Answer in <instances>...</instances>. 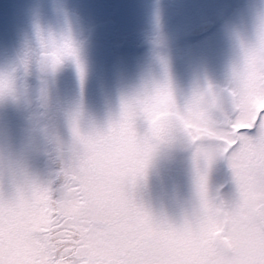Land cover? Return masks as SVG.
<instances>
[{"label":"rangeland","instance_id":"1","mask_svg":"<svg viewBox=\"0 0 264 264\" xmlns=\"http://www.w3.org/2000/svg\"><path fill=\"white\" fill-rule=\"evenodd\" d=\"M19 1L0 0V237L23 235L26 229L44 223L40 210L44 197L43 173L39 166L44 156L41 143H45L48 136L49 142L55 146L54 163L63 166L64 173L70 177L68 185L61 187L58 193L60 210H63L69 227L81 231L74 235L89 241L91 255L100 264L249 262L246 257L253 243L247 242L246 236L252 233V229L243 236L245 229L241 219L243 216L251 220V213L241 211L236 216H225L230 189L217 193L226 180L216 155L222 147L202 148L192 145V140L195 136H225L222 123L217 126L215 120H210L208 110L201 109L196 103L197 97L205 92L204 79L215 78L220 92L231 83L230 88L240 94L238 106L231 102L226 92L218 101L220 109L233 116L237 126L251 127L254 97L262 96L261 103L264 102V24H258L260 28L254 27L264 22V18L258 17L264 14V0H240V4L237 0H202L199 6L195 2L199 0H181L185 5L173 2L168 6L170 15L165 23L173 29L171 34L164 32L161 36H154L151 24L144 23L135 31L137 34L132 35L138 44L154 41L170 49L168 56L157 53L152 59L147 55L138 57L136 83L143 78L144 81H152L151 71L156 79L165 78L174 106H169L168 102L154 104L153 131L149 132V125L146 126L150 133L151 156L135 196L157 218L177 224L185 219L190 222L186 234L172 237L140 230L133 219L125 215L120 200L127 191L134 162L130 156L114 153L110 147L99 148L100 133L118 114L124 99L115 96L112 104L106 102L110 104L108 106L104 102L88 101L87 86L79 84L70 75L52 81L39 80L30 88L22 86L19 78L13 79L1 28L7 24L14 33L17 32L18 13L20 10L26 13ZM207 18L221 19L218 30L200 43L187 41L184 34L194 20ZM211 44L215 49L213 52L207 48ZM85 59L79 50V56L72 65L74 74L84 68L82 63ZM193 80H197L198 86L191 85ZM34 96L41 114L32 115L30 119L22 117L23 110L33 104ZM206 99V103L211 104L210 95L207 94ZM132 101L137 102L133 104L136 109L140 107L138 102L145 100L136 98ZM146 104L143 108L150 111V105ZM37 118L46 123L47 134L44 129L37 128ZM166 131L171 134H166ZM244 136L243 150L240 149L239 153L244 155L246 152L249 159L260 160L259 154L264 152V146L262 143L252 144L250 137ZM150 137L158 143H152ZM158 144L177 153L183 151L185 156L173 159L166 154L169 150L164 152ZM232 166L231 176L234 178L235 172L243 171V168L239 162L232 161ZM77 183L81 186H76ZM69 186L75 189V195ZM232 191L234 193V186ZM205 201L212 206L207 216ZM257 210L259 212V206ZM224 216L232 221L226 236L234 239V247L236 245L235 249L240 252L234 258L217 252L201 232L202 220L218 218L219 228H223ZM246 245L249 246L247 250ZM259 247L257 244V248L252 250L262 253Z\"/></svg>","mask_w":264,"mask_h":264},{"label":"flooded vegetation","instance_id":"2","mask_svg":"<svg viewBox=\"0 0 264 264\" xmlns=\"http://www.w3.org/2000/svg\"><path fill=\"white\" fill-rule=\"evenodd\" d=\"M200 1L202 0L195 1L198 3L197 6L200 5ZM19 2L20 5H23L26 13L22 10L18 13V15L20 14V22H18L17 32L14 33L7 24H4L1 29L6 59L12 67L13 74L24 80V85H33L43 79L52 81L70 75L79 84L87 86L85 93L88 101L104 102V105L108 106L112 104L115 96L121 97L125 101H132L136 98L146 101L158 84L166 82L165 78L156 79L155 73L151 71L152 81H144L143 78L139 80L138 84L136 83L139 66L138 57L147 55L146 57L152 59L157 53L168 56L170 49L154 41H144L138 44L135 39L133 40L132 35L137 34L135 31L142 27L144 23L151 24L152 35L154 36H161L164 32L171 34L173 29L170 25L165 24L170 15L168 6L173 2L185 5L181 0H20ZM237 3L242 2L237 0ZM258 17L264 18V14H259ZM156 21L157 23L152 25ZM205 21L214 22V30L205 37L191 39L190 41L200 43L211 37L219 27V20L212 18L194 20V24L185 31L184 36L186 37L193 28ZM252 21L256 23V21ZM258 24L263 25L264 22H259L254 27L260 28L261 26H257ZM207 48L209 52L215 50L212 48V44L208 45ZM79 50L86 59L82 63L84 68L74 74L72 65L74 59L79 56ZM55 56L58 61L68 68V74L63 77L43 76L40 69L47 73L58 71L54 67ZM16 60H19L20 64ZM208 78L204 79L205 92L197 97L196 103L201 109L208 110L210 120H215L217 126H219V122L222 123L221 129L225 132V136H195L192 145L216 149H219V145L222 147L216 155L217 163L220 162L224 169L223 178L226 177L220 190H225L229 188L226 184L227 178L231 177L232 161L238 163L240 156L236 157L235 155L240 154L243 150L241 147L245 143V136L240 134L238 129L244 128V126H237L234 123V117L225 114L220 109L218 101L223 97V94H219L220 91L215 78ZM262 83L264 88V81ZM191 85L198 86L197 80H193ZM231 85V83L225 85V87H229V93H226V95L235 106H238L240 94L234 88L231 89ZM207 94L212 99L211 104L206 103ZM261 97L256 96L253 98L255 102L252 104L251 122L255 123L256 114L264 109V102L261 103ZM106 102H110V104H106ZM146 105H150V111L154 118L155 105L151 102ZM169 115L172 116L171 112H169ZM148 125L149 132L153 131L154 123ZM257 128L254 135L264 134V127L257 126ZM166 134L171 133L166 131ZM246 135L248 136V134ZM169 138H171V135ZM149 140L152 143H158L154 137H150ZM237 141H240V146L235 152H229V149L237 144ZM158 145L164 152L169 150L165 145ZM181 152L177 153L170 149L166 154L176 159L180 155L185 156L184 152ZM244 155H246V152ZM251 156L255 157V153L251 152ZM263 156V153L259 154V159L264 158ZM242 212L251 213L252 218L250 220L242 216L241 219L242 228L245 229L243 236H246V232L252 229V233L248 235L249 238L246 236V241L253 244H251L246 257L249 262L245 264H264V215L259 213L257 208L253 211L245 210ZM222 224L223 228H218L212 232V240L213 234L216 231H221L230 245L231 253L227 257L234 258L240 252L235 249L236 245L234 247V239L232 240L230 236H226V230L231 227L232 221L223 220ZM257 244L260 245L259 249L262 248V253L252 250L257 248ZM248 248L249 246L246 245V250ZM216 251L223 254L217 247Z\"/></svg>","mask_w":264,"mask_h":264},{"label":"snow or ice","instance_id":"3","mask_svg":"<svg viewBox=\"0 0 264 264\" xmlns=\"http://www.w3.org/2000/svg\"><path fill=\"white\" fill-rule=\"evenodd\" d=\"M171 100L169 85L164 82L152 90L148 100L138 102L140 107L136 109L133 108L136 101H122L120 111L108 121L98 140L101 150L110 147L114 153L128 155L134 162L127 191L121 195L123 212L133 219L138 229L162 237L186 234L190 229V222L185 219L177 224L157 218L137 201L135 190L151 156L146 126L154 121L152 113L147 108H143V104L151 102L158 105L168 102L169 106H174ZM257 126L264 127V109L256 114V121L252 127L240 128L238 132L248 134L252 144L264 143V134L254 135ZM239 146L240 141H237L229 152H235ZM238 162L243 171H236L234 178L232 176L227 178L226 186L230 189V201L224 210V215L236 216L241 211H253L257 206L259 212L264 213V158L249 159L241 154ZM69 190L75 195L72 186H69ZM211 207L208 202H204L206 216ZM52 217L50 224L41 223L33 226L26 229L23 235L0 237V264H100L92 257L88 240H82L77 235H73L71 239L65 237L66 231L70 229L63 210L59 213L53 212ZM219 227L218 218L209 217L201 222V232L214 244L217 242L212 240V232Z\"/></svg>","mask_w":264,"mask_h":264},{"label":"trees","instance_id":"4","mask_svg":"<svg viewBox=\"0 0 264 264\" xmlns=\"http://www.w3.org/2000/svg\"><path fill=\"white\" fill-rule=\"evenodd\" d=\"M36 120L39 124L41 118H37ZM40 124L43 126V128H45V123L41 121ZM45 161L47 162H42L39 166L40 172L43 173L42 187L44 191L43 202L40 206V210L44 223L50 224L53 219L52 213L61 212L58 201V193L61 187L68 185L70 177H67L64 173L63 166H58L56 163L51 162L50 160ZM76 186L80 187L81 185L77 183ZM82 198H85L84 194H82ZM101 222L105 223V221H100V223ZM87 226L88 225H86L85 228ZM69 229V231H66L67 239H71L75 232H77V235H79V232L81 233V231H76V228L73 226L69 227Z\"/></svg>","mask_w":264,"mask_h":264},{"label":"water","instance_id":"5","mask_svg":"<svg viewBox=\"0 0 264 264\" xmlns=\"http://www.w3.org/2000/svg\"><path fill=\"white\" fill-rule=\"evenodd\" d=\"M206 24H207V23H206ZM208 30H209V29H208ZM217 237H218V236H216V239H215L216 242H217ZM218 244H219L220 246H222V247H225V246H226V243H225L223 240H219V241H218Z\"/></svg>","mask_w":264,"mask_h":264}]
</instances>
